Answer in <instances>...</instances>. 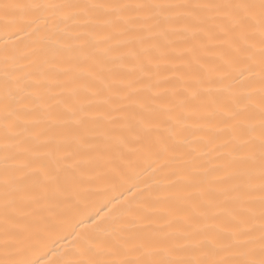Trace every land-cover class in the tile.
<instances>
[{
  "label": "snow or ice",
  "instance_id": "obj_1",
  "mask_svg": "<svg viewBox=\"0 0 264 264\" xmlns=\"http://www.w3.org/2000/svg\"><path fill=\"white\" fill-rule=\"evenodd\" d=\"M0 264H264V0H0Z\"/></svg>",
  "mask_w": 264,
  "mask_h": 264
},
{
  "label": "bare ground",
  "instance_id": "obj_2",
  "mask_svg": "<svg viewBox=\"0 0 264 264\" xmlns=\"http://www.w3.org/2000/svg\"><path fill=\"white\" fill-rule=\"evenodd\" d=\"M102 206V202L100 199H93L89 202V206L85 209L83 213L80 214H73L70 215L67 219L66 227L68 229H71V227L77 223H79L81 220L85 221L83 225H81L82 228H87V220L90 215H94L96 211L99 210V207Z\"/></svg>",
  "mask_w": 264,
  "mask_h": 264
}]
</instances>
